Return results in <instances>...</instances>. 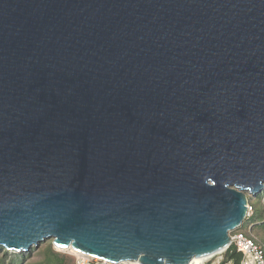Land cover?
<instances>
[{"label": "water", "instance_id": "1", "mask_svg": "<svg viewBox=\"0 0 264 264\" xmlns=\"http://www.w3.org/2000/svg\"><path fill=\"white\" fill-rule=\"evenodd\" d=\"M263 191L264 0H0V248L189 264Z\"/></svg>", "mask_w": 264, "mask_h": 264}, {"label": "trees", "instance_id": "2", "mask_svg": "<svg viewBox=\"0 0 264 264\" xmlns=\"http://www.w3.org/2000/svg\"><path fill=\"white\" fill-rule=\"evenodd\" d=\"M249 205L252 208L250 216L244 220L239 229L247 234L245 229L252 225L251 229H256L255 231L260 235L261 243L264 245V202L257 199L249 202ZM32 252L33 250L27 253H9L3 250L0 253V264H68L65 257H61L53 250L51 243L40 253L38 260L32 261ZM221 253L223 258L220 264H240V255L235 251L233 245H229ZM8 257H11V261L8 260Z\"/></svg>", "mask_w": 264, "mask_h": 264}, {"label": "built area", "instance_id": "3", "mask_svg": "<svg viewBox=\"0 0 264 264\" xmlns=\"http://www.w3.org/2000/svg\"><path fill=\"white\" fill-rule=\"evenodd\" d=\"M252 208L250 205L247 207V217L250 216ZM251 231V228H250ZM251 234V233H250ZM231 243L235 248V251L240 255V264H264V245L252 235H247L239 228L232 231L230 234ZM56 249V248H55ZM75 256V255H74ZM199 262L189 264H220V261L214 262L212 258ZM75 264H138L136 262H110L87 255L81 254L75 256Z\"/></svg>", "mask_w": 264, "mask_h": 264}, {"label": "rangeland", "instance_id": "4", "mask_svg": "<svg viewBox=\"0 0 264 264\" xmlns=\"http://www.w3.org/2000/svg\"><path fill=\"white\" fill-rule=\"evenodd\" d=\"M248 199H249V202L257 200V199L261 200V202H264V191L262 193L258 194L256 197L250 196V197H248ZM250 228H252V225L251 226L249 225L245 229L247 234L254 236L256 239H258L261 242L260 235L258 233H256V231H255L256 229H251V231H250ZM49 243L52 244L51 240H46V241L42 242L38 248L31 249V250H33L32 261L38 260L40 258V253L49 245ZM52 248L55 252L60 254L61 257L62 256L65 257L67 259L68 264H75V256L70 251H59V250L55 249L53 247V245H52ZM2 252H3V249L0 248V253H2ZM222 258H223V254L218 253L212 258V260L214 262H218V261H221ZM8 260L11 261V257H8Z\"/></svg>", "mask_w": 264, "mask_h": 264}, {"label": "bare ground", "instance_id": "5", "mask_svg": "<svg viewBox=\"0 0 264 264\" xmlns=\"http://www.w3.org/2000/svg\"><path fill=\"white\" fill-rule=\"evenodd\" d=\"M57 250L59 251H70L72 254H74L75 256H80L81 253L79 251H77L76 249L72 248V247H69L68 249L64 250V249H59V248H56ZM212 256H207V257H201L199 259H194L192 262L193 263H199V262H202V261H205L209 258H211Z\"/></svg>", "mask_w": 264, "mask_h": 264}, {"label": "snow or ice", "instance_id": "6", "mask_svg": "<svg viewBox=\"0 0 264 264\" xmlns=\"http://www.w3.org/2000/svg\"><path fill=\"white\" fill-rule=\"evenodd\" d=\"M58 246L61 248L67 247L66 243H60ZM19 250L20 249H15V251H19ZM76 250L79 251V248H77Z\"/></svg>", "mask_w": 264, "mask_h": 264}]
</instances>
